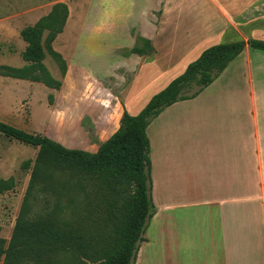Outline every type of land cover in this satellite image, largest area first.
<instances>
[{"label": "crops", "instance_id": "0c3cea01", "mask_svg": "<svg viewBox=\"0 0 264 264\" xmlns=\"http://www.w3.org/2000/svg\"><path fill=\"white\" fill-rule=\"evenodd\" d=\"M159 1L158 16L151 12L149 16L143 2L137 7L141 13L142 8L146 9L139 31L153 52L131 54L122 62H113L121 63L124 71L132 74L131 81L122 88L120 82H115L119 89L113 93L115 105L120 108L118 125L123 111L128 110L123 99L141 65H156L153 68L157 75L153 77L164 78L183 64L178 72L182 74L213 44L208 41L229 34L249 40L250 33L264 28V0ZM180 17H184L185 27ZM182 26L189 38L196 28L203 34L193 44L174 43L175 32ZM170 32V43L165 45L171 46L167 53L171 59L163 68L160 64L164 57H160L155 42ZM245 50L251 48L245 47L242 53ZM177 54L180 58L175 63L172 59ZM193 54L194 58L185 62ZM112 65L108 71L115 69ZM228 67L194 98L165 108L146 130L155 209L151 219L162 223L175 220V264H264V83L257 78L262 69L253 68L247 60L244 71L250 103L245 104L244 92L236 82L231 85L221 81ZM172 79L175 78L170 76L165 80L163 89ZM160 91L159 88L152 95ZM148 102L143 103V108Z\"/></svg>", "mask_w": 264, "mask_h": 264}, {"label": "rangeland", "instance_id": "374dc122", "mask_svg": "<svg viewBox=\"0 0 264 264\" xmlns=\"http://www.w3.org/2000/svg\"><path fill=\"white\" fill-rule=\"evenodd\" d=\"M142 2L149 16L150 12L154 16L159 15V0H0V121L27 133L47 137L67 149L94 153L98 144L118 128L120 108L115 105L113 93L119 89L115 82H120L122 88L131 81L132 74L125 72L121 63L113 62H122L129 57L133 43L140 47L142 45L139 30L146 9L142 8V13L137 9ZM56 4H64L68 12L62 33L52 43V49L66 63V73L61 77L58 65L49 55L44 57L42 64L54 79L61 82L60 88L50 89L42 82L5 76L2 68H22L28 64L22 57L27 44L20 37L21 30L33 26ZM183 20L184 17H180L185 27ZM183 26L175 32L174 43L193 44L196 37L203 34L201 29L196 28L193 37L189 38L185 36ZM258 30L250 33L249 39L264 41V28L261 26ZM167 34L155 42L160 48V57H164L160 64L163 68L171 59L167 55L171 46L165 43H170L167 39L172 33ZM240 39L229 34L207 43L214 46ZM245 51L230 64L221 81H229L231 85L236 82L244 92V103L249 104V84L244 70L249 59L253 68L261 67L258 76L255 69L252 74L264 83V53L252 49ZM177 52L178 49L175 50ZM194 56L190 55L185 62ZM179 58L177 54L172 61L176 63ZM110 65L115 67L112 72L108 71ZM182 65L175 68V73L167 74L164 78L153 77L156 74L153 66L156 65H141L129 94L123 99L128 106L127 112L138 114L153 92L163 89L162 84L168 77L176 78L181 74L178 72ZM50 95L52 102L48 99ZM37 151L35 147L0 134V180L12 179V187L0 195V238L6 241L10 239ZM53 182L56 191L47 197L50 204L45 209L46 213L55 211L56 219L61 222H80L91 214L94 203L92 184L84 181L83 191L71 187L69 193L63 187L62 177H54ZM44 204L43 199L38 197V202H33L32 210L44 211ZM143 235L144 241L139 244L134 264H175V220L162 223L160 219H151ZM196 259L200 260V257ZM67 260L60 258L59 263L66 264Z\"/></svg>", "mask_w": 264, "mask_h": 264}, {"label": "trees", "instance_id": "16d2710c", "mask_svg": "<svg viewBox=\"0 0 264 264\" xmlns=\"http://www.w3.org/2000/svg\"><path fill=\"white\" fill-rule=\"evenodd\" d=\"M67 16L66 6L56 4L33 26L22 29L20 37L27 44L22 57L28 64L4 67V75L42 82L58 90L61 82L50 75L42 61L51 56L61 77L65 75L66 63L52 49V43L62 33ZM139 40L141 47L136 43L129 53L150 55V42ZM245 47L264 53V41L251 39L205 49L137 115L124 110L117 130L100 142L94 153L67 149L47 137L0 121V134L38 149L10 239L0 238V264H60V258L68 259L66 264H134L147 223L155 213L147 127L168 106L194 98L212 84ZM48 99L52 102L51 95ZM56 176L64 179L63 187L69 193L71 187L83 191L84 181L92 184L93 209L80 222H61L55 211L46 213L50 204L47 197L56 191ZM11 187V178L0 180V195ZM38 197L45 203L41 212L32 210Z\"/></svg>", "mask_w": 264, "mask_h": 264}]
</instances>
